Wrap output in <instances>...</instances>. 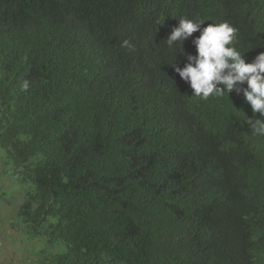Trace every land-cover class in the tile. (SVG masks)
I'll return each instance as SVG.
<instances>
[{"label":"trees","instance_id":"1","mask_svg":"<svg viewBox=\"0 0 264 264\" xmlns=\"http://www.w3.org/2000/svg\"><path fill=\"white\" fill-rule=\"evenodd\" d=\"M183 3L200 24L176 34ZM210 20L203 0H0V160L28 264L264 262V202L224 133L185 132L155 99L164 81L176 102L205 54L179 39Z\"/></svg>","mask_w":264,"mask_h":264},{"label":"clouds","instance_id":"2","mask_svg":"<svg viewBox=\"0 0 264 264\" xmlns=\"http://www.w3.org/2000/svg\"><path fill=\"white\" fill-rule=\"evenodd\" d=\"M211 22L208 34L194 31L179 39V44L192 49L200 47L204 57L179 80L182 90L173 95L176 102L167 105L163 94L172 87L162 81L155 99L162 101L163 116L183 115L185 132L224 133L235 161L234 178L245 186L250 199L264 202V177L256 175L263 160L264 168V0H203ZM183 3L170 14L168 31L179 33L197 27ZM187 56L174 66L176 77ZM249 115L250 121L244 116ZM256 138H252V136ZM264 214V211L262 212ZM256 229L259 221L252 223ZM254 264H264L259 257Z\"/></svg>","mask_w":264,"mask_h":264},{"label":"rangeland","instance_id":"3","mask_svg":"<svg viewBox=\"0 0 264 264\" xmlns=\"http://www.w3.org/2000/svg\"><path fill=\"white\" fill-rule=\"evenodd\" d=\"M2 166L0 160V196L4 194L5 197H11V200L7 203L0 199V264H28L27 259L32 257L28 242H19L21 232L14 227L15 221L12 218L22 200L18 196L20 188L3 177Z\"/></svg>","mask_w":264,"mask_h":264}]
</instances>
